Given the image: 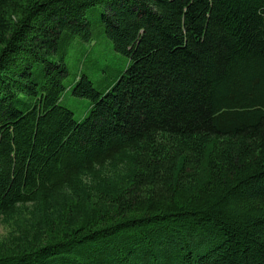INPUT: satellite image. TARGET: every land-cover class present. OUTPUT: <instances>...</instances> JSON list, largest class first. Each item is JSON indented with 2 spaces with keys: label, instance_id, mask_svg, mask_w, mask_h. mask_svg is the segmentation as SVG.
<instances>
[{
  "label": "trees",
  "instance_id": "16d2710c",
  "mask_svg": "<svg viewBox=\"0 0 264 264\" xmlns=\"http://www.w3.org/2000/svg\"><path fill=\"white\" fill-rule=\"evenodd\" d=\"M0 224V264H264V0H0Z\"/></svg>",
  "mask_w": 264,
  "mask_h": 264
},
{
  "label": "rangeland",
  "instance_id": "374dc122",
  "mask_svg": "<svg viewBox=\"0 0 264 264\" xmlns=\"http://www.w3.org/2000/svg\"><path fill=\"white\" fill-rule=\"evenodd\" d=\"M63 59L68 68L65 84L72 82L75 77L85 75L98 90H102L117 70L126 65V57L116 53L111 42L102 35L92 42L73 39L64 52ZM61 105L71 110L76 119L83 118L87 110V100L73 96L68 90L62 97ZM5 233L6 228L0 224V237Z\"/></svg>",
  "mask_w": 264,
  "mask_h": 264
}]
</instances>
